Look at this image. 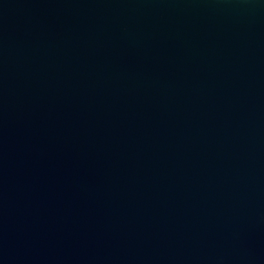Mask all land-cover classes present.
I'll return each instance as SVG.
<instances>
[{
  "label": "water",
  "instance_id": "obj_1",
  "mask_svg": "<svg viewBox=\"0 0 264 264\" xmlns=\"http://www.w3.org/2000/svg\"><path fill=\"white\" fill-rule=\"evenodd\" d=\"M0 264H264V0H0Z\"/></svg>",
  "mask_w": 264,
  "mask_h": 264
}]
</instances>
